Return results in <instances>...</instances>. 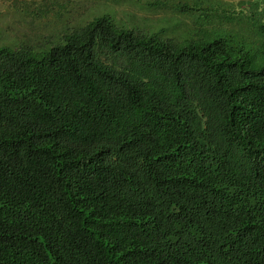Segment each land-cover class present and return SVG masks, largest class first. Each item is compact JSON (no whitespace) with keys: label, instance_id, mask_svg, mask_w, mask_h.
<instances>
[{"label":"trees","instance_id":"16d2710c","mask_svg":"<svg viewBox=\"0 0 264 264\" xmlns=\"http://www.w3.org/2000/svg\"><path fill=\"white\" fill-rule=\"evenodd\" d=\"M196 32L0 40V264H264V22Z\"/></svg>","mask_w":264,"mask_h":264},{"label":"rangeland","instance_id":"374dc122","mask_svg":"<svg viewBox=\"0 0 264 264\" xmlns=\"http://www.w3.org/2000/svg\"><path fill=\"white\" fill-rule=\"evenodd\" d=\"M101 15L179 42L199 29L251 39L264 22V0H0V40L43 43Z\"/></svg>","mask_w":264,"mask_h":264}]
</instances>
